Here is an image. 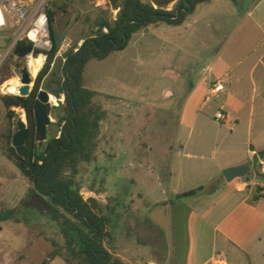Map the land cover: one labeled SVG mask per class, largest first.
<instances>
[{"label": "rangeland", "instance_id": "1", "mask_svg": "<svg viewBox=\"0 0 264 264\" xmlns=\"http://www.w3.org/2000/svg\"><path fill=\"white\" fill-rule=\"evenodd\" d=\"M20 1L28 10L34 11L41 0ZM236 1L243 3L244 7L248 4V0ZM154 7L156 8L155 5ZM172 7L173 5L168 6L169 9ZM47 9L54 14V31L60 43L58 59L69 48L73 47L76 51L85 40L93 41L99 24L102 21L113 22L118 14V9L112 5L111 0H48ZM150 30L153 36H145L142 40L153 43L151 50L146 51L142 48L139 43L141 40L135 37L131 38L127 50L123 53H113L103 61L91 59L85 66L84 87L94 92L89 108L100 116L101 120L91 160L79 161L72 177L84 200L93 198L99 203L101 213L108 219V232L113 229L119 235L123 230L127 236L129 244L133 246L126 252L129 264H147L152 255L154 248L138 247L133 240L140 236V229L147 223L157 225L159 234L154 228L148 231L144 238L155 245L163 244L162 264H202L212 251L213 229L216 222L213 220V224L205 225L193 210L203 216L206 211L212 209L211 201L203 199L196 202L195 198L177 201L173 189L176 187L181 192H185L200 186L207 187L210 185L209 178L205 173L204 175L181 174L177 179L173 176L171 185H168L169 169L166 166L171 165V155L174 149H177L174 138L194 139L196 134H189L188 129L178 127L180 106L170 103L162 106L157 98L160 89L155 67L157 39L156 32ZM14 31L12 29L9 34ZM141 31L136 33L139 34ZM8 44L9 41H6V46ZM58 59L54 62V66H51L50 73L40 89L54 98L53 101L50 100L48 108L52 122L47 126L46 139L40 146L57 135L56 116L62 115L61 110L54 108L59 102H64V96L61 95L60 99H57L49 93L59 88L58 82L63 76V61L59 62ZM42 64L38 60H33L30 73L31 89ZM143 64L153 66V70L147 76L142 75ZM24 67H26L24 59L19 61L15 58H7L1 70L4 76L0 79V88L11 78L18 79L19 71ZM122 67L127 70V81L117 78L118 71L120 72ZM146 88L151 90L147 100L154 104L153 113L147 112L149 107L141 104L143 98L140 91ZM118 89L130 92L127 98L128 107H123L124 112L127 110V113L123 112L120 119L110 111L108 97L109 93ZM4 95L17 94L5 93L0 89V97ZM118 107L120 108L121 104H118ZM12 110L16 114L12 124L15 125L19 118L26 121L23 110L15 108ZM6 113L0 101V213L14 210L18 213L19 223L15 221L0 223V264H41L46 255L56 249L68 257L63 248L64 241L58 224L46 213L26 212L24 206L29 207L32 204L22 205L31 183L6 157V136L9 131L15 134V126L9 124ZM161 124L165 126V137L171 139L172 149L169 155L164 154L160 145L156 144L157 137H162ZM211 129L217 130V127L213 126ZM213 149L211 145L208 149H203L202 154L208 156L214 152ZM185 153L195 155L189 149ZM208 163V160L193 161V165H197L198 168L203 167L205 170L208 168ZM254 169L259 170L256 165ZM165 178H167L165 182L157 180ZM177 180L179 185H176ZM259 180L257 178V182ZM257 188L259 187L251 188V196H254ZM146 200L158 204L146 211L140 207ZM162 201L165 204H161ZM250 204L253 205L252 201ZM260 204L259 211L263 216L264 200ZM32 206L36 210L42 204L35 203ZM44 209L48 210L46 207ZM117 240L119 241V237ZM249 242L251 251L242 256L223 240L217 243L216 251L223 253L227 262L231 264H243V262L264 264V238L252 237ZM102 246L109 249L107 242L102 243Z\"/></svg>", "mask_w": 264, "mask_h": 264}, {"label": "crops", "instance_id": "2", "mask_svg": "<svg viewBox=\"0 0 264 264\" xmlns=\"http://www.w3.org/2000/svg\"><path fill=\"white\" fill-rule=\"evenodd\" d=\"M247 3L244 7L236 0H208L196 5L180 25H149L131 37H139L141 47L148 51L153 43L142 39L153 36L150 29L156 32L155 67L160 88L157 98L162 106L166 103L180 106L178 127L188 129L189 134H196L194 139L174 138L177 149L171 155V165L166 166L169 169L168 185H171L173 176L177 179L181 174L205 173L208 182L217 186L213 194L193 197L196 202L203 199L211 201L212 207L203 216L198 215L196 210L193 213L205 225L216 222L212 251L202 264H208L221 240L229 243L242 256L250 253L249 240L252 237L264 238V215L259 211V204L264 200V179L259 178L262 183L260 180L258 182L259 188L263 187L260 193L262 198L253 202L252 189L245 188L243 179L226 182L222 175L223 170L241 165L254 169V159L264 152V0H248ZM128 45L119 52L126 51ZM141 70L142 75L147 76L153 66L143 64ZM118 73V79L127 81L126 68L122 67ZM217 83L223 84V90L212 94L210 89ZM150 93L149 88L140 91L143 98L141 104L149 107L147 112L153 113L154 104L147 100ZM129 96L130 92L125 89L108 94L110 111L116 118L123 116V107H128ZM118 104H121L120 108ZM218 113L223 114L222 121L216 120ZM213 126L217 130H212ZM161 129L162 137H157L156 144L160 145L164 154L169 155L171 139L165 137V126L162 124ZM211 145L214 152L204 156L203 149ZM187 149L195 155L185 153ZM194 160H208V168H198L193 165ZM261 165H264V161L259 160L258 168ZM167 178L157 180L165 182ZM178 182L176 185H179ZM173 192L176 196L184 191L175 187ZM142 203L140 207L146 211L158 204L148 200ZM154 228L158 231L157 225L147 223L139 230L140 236L133 240L138 247L154 248L147 264H162L163 244L155 245L144 238ZM109 233V253L123 264H129L126 252L133 246L129 244L127 236L123 230L119 235L113 229ZM49 264L66 263L56 257Z\"/></svg>", "mask_w": 264, "mask_h": 264}, {"label": "trees", "instance_id": "3", "mask_svg": "<svg viewBox=\"0 0 264 264\" xmlns=\"http://www.w3.org/2000/svg\"><path fill=\"white\" fill-rule=\"evenodd\" d=\"M206 1L208 0H189L193 10L196 5ZM111 3L118 9L117 17L113 22L102 21L99 24L93 40L95 44H90L86 49L90 40H85L76 51L71 47L59 59L57 55L60 43L54 31V14L48 10L52 48L44 52L46 62L37 73L29 95L27 97L17 95L0 97L7 111L6 119L11 126L14 125L12 121L16 118L12 109H21L25 114L28 134L23 154L19 156L12 147L14 135L12 132H8L5 143L6 157L31 183V188L23 199L22 205L42 204L36 210L32 205L24 206V208L26 212L46 213L52 221L58 224L64 241L63 248L68 254L66 257L60 250H53L46 255L41 264H49L56 257L62 258L66 264H123L119 258L114 257L102 246L104 242L109 245L111 237L108 232V219L101 213L99 203L93 198L84 200L72 177L79 161L89 162L91 160L101 120L100 116L94 114L89 108L94 92L84 87L83 73L91 59L103 61L111 53L124 50L134 33L158 23L180 25L188 14L180 13L177 16L175 11H165L156 0L146 2L111 0ZM32 51L40 52L34 49L33 44L28 40L17 41L9 57L20 61ZM57 59L59 62L63 61V76L58 82L59 88L49 93L57 99H60L61 95L64 96V102H59L54 108L61 110L62 115L56 116L57 135L40 146L36 139L35 108L44 79ZM3 67L4 64L0 68V79L4 76V72L1 71ZM13 79L7 80L2 86ZM259 178L264 179V173L259 174ZM216 189V184L212 183L207 187L200 186L178 194L175 199L180 201L203 194L210 195ZM261 191L262 188L256 189L252 196L253 202L262 198ZM17 214L14 210L0 213V223L6 221L19 223Z\"/></svg>", "mask_w": 264, "mask_h": 264}, {"label": "built area", "instance_id": "4", "mask_svg": "<svg viewBox=\"0 0 264 264\" xmlns=\"http://www.w3.org/2000/svg\"><path fill=\"white\" fill-rule=\"evenodd\" d=\"M48 0H41L34 11L28 10L21 4L20 0H0V68L6 59L11 55L17 41L28 40L33 44L34 49L39 50L38 56H43V65L46 62V55L52 48V41L49 34V21L47 16ZM14 29L12 34L9 32ZM106 31V30H104ZM6 41L9 44L6 46ZM30 52L25 58L26 67L30 59H34ZM223 90V84L217 83L210 89L212 94ZM222 113L216 115L217 121H222ZM257 166V164H255ZM259 170L252 169L247 177L243 178L245 188L259 187L257 178L264 173V165ZM242 179V178H241ZM208 264H229L223 253L214 252Z\"/></svg>", "mask_w": 264, "mask_h": 264}, {"label": "water", "instance_id": "5", "mask_svg": "<svg viewBox=\"0 0 264 264\" xmlns=\"http://www.w3.org/2000/svg\"><path fill=\"white\" fill-rule=\"evenodd\" d=\"M174 0H167L165 2L166 5H170ZM124 37V41H125ZM90 44H95L94 41H90L86 49L89 47ZM39 55L38 51H34L32 53V56L36 58ZM20 87L18 88V94L19 97H27L31 91L30 85L32 83V77L30 76V73L28 72L27 67L22 68L19 71V77H18ZM50 103V95L43 91H39L38 95V102L36 104L35 108V122H36V139L38 141V144L40 145L43 141L46 139V131L47 126L52 122L49 114H48V108ZM27 125L26 121L21 120L20 118L16 122L15 126V134L12 137V147L16 150V154L21 156L24 152L25 148V141L27 139ZM264 157V153L261 152L257 155V157L254 159L253 164H257L259 160H262ZM250 174V166L248 165H241L236 167H231L223 170L222 175L226 182H232L236 179H241L244 177H247ZM35 187V184H34ZM101 243L99 244V246Z\"/></svg>", "mask_w": 264, "mask_h": 264}, {"label": "flooded vegetation", "instance_id": "6", "mask_svg": "<svg viewBox=\"0 0 264 264\" xmlns=\"http://www.w3.org/2000/svg\"><path fill=\"white\" fill-rule=\"evenodd\" d=\"M160 5L163 6L165 11H175V14L178 16L180 13L189 14L193 8L189 0H174L170 5H173L171 9L168 8L169 5H166L167 0H156Z\"/></svg>", "mask_w": 264, "mask_h": 264}, {"label": "bare ground", "instance_id": "7", "mask_svg": "<svg viewBox=\"0 0 264 264\" xmlns=\"http://www.w3.org/2000/svg\"><path fill=\"white\" fill-rule=\"evenodd\" d=\"M33 60H38V61H40V62L43 63L44 58H43V56H37L34 59H30L29 62H28V64H27V68H28V72L29 73H31L32 68H33ZM19 87H20L19 80L17 78H14L13 80L9 81L7 84H5L4 86H2L0 89H1V91H4L5 93L18 94L17 91H18V88ZM50 100L53 101L54 98H51Z\"/></svg>", "mask_w": 264, "mask_h": 264}]
</instances>
